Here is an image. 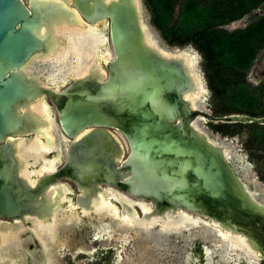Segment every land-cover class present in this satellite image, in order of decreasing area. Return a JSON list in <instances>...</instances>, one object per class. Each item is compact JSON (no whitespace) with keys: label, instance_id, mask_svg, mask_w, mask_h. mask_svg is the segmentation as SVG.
<instances>
[{"label":"water","instance_id":"water-1","mask_svg":"<svg viewBox=\"0 0 264 264\" xmlns=\"http://www.w3.org/2000/svg\"><path fill=\"white\" fill-rule=\"evenodd\" d=\"M56 1L0 0V217L22 224L26 216L45 220L57 207L48 205L46 188L67 179L78 188L77 204L87 213L96 212L90 203L100 193L130 216L138 206L143 214L135 217L138 223L184 212L241 237L264 257V205L239 178L223 146L195 125L204 119L263 126L264 116H213L193 106L186 99L191 70L202 83L201 78L181 58L160 53L142 20L140 0H58L79 14L83 31L97 26L100 34L106 25L111 50L97 48L87 72L67 74L62 89L65 81L42 80L30 65L50 59L51 44L38 39L36 30L45 27L44 11L55 9ZM105 42L103 37L100 44ZM84 90L98 103L84 101L87 95L79 94ZM46 97L56 111L65 156L59 168L32 182L12 141L47 142L38 133L43 122L28 110ZM105 157L108 165L102 163Z\"/></svg>","mask_w":264,"mask_h":264},{"label":"rangeland","instance_id":"rangeland-1","mask_svg":"<svg viewBox=\"0 0 264 264\" xmlns=\"http://www.w3.org/2000/svg\"><path fill=\"white\" fill-rule=\"evenodd\" d=\"M140 9L142 20L149 27L160 48L171 53L184 52L195 56L193 69L201 78L202 87L206 89V95H201L199 100L196 101V105L202 111L212 115L210 92L208 90L207 81L202 69V58L200 53L191 46L178 47L168 45L163 40L160 33L153 27L150 12L146 7L144 0H140ZM62 12L63 11L60 8L49 10L45 9V20L49 22L51 18L54 19L56 17V19H58V17H61ZM256 12H259V9ZM246 17L224 26V29L232 31L237 28H242L247 22L245 20ZM100 34H102V37L106 39V42L105 44H99L98 49L100 52L106 50L110 51L111 48L108 40V30L106 25L101 26ZM36 35L38 39L46 37L45 43L47 42L51 45L55 43L58 45L61 43V39H59L60 37H57L58 35L52 36L51 28L45 29L44 36H41V30H36ZM30 69L34 75H38L42 80H47L50 77H53V74L59 71V68L55 67V65H51V62L49 61H34L30 65ZM61 70L65 69L63 68ZM67 77L68 75L66 74L64 78L65 83L60 84L61 87H59V89H62L63 86L68 84L69 79H67ZM247 78L250 83L254 84V79L250 75V72L248 73ZM79 94L87 95V92L84 90L83 92H79ZM85 100H91L93 104L98 103L97 96L87 95L84 97V101ZM261 103L262 107H264V100ZM45 104L47 108L46 117L50 121L51 130L57 137L56 149H50V152L44 154L40 160L37 161L28 157L26 154L23 155L21 151H18V154L22 155L21 159H23L24 174L30 177L29 179L32 182L35 181V178L41 174L39 171L43 168L44 162H50V169H56L59 167L60 162L63 161L65 156L62 149V141H64V139L57 125L56 111L47 99H45ZM197 123L199 125V129L204 131L210 139L216 140L226 146L231 153L232 159L230 162L236 169L239 178L242 179L243 183L250 192L256 193L255 198L257 201L264 205V181L260 180V175L256 170L258 167L264 170V146L253 145L251 148L252 152L250 150H246L245 141L250 134V130L248 128L243 129L242 137L238 135L227 136L212 130L209 127L208 122L204 119H198ZM250 153H252L253 156H250ZM126 154L127 149H125V155ZM259 155H261V157L258 159L257 156ZM60 158L62 161H58ZM105 158L106 161L103 160V158L102 163L108 165V157ZM60 183H62L65 188L71 189V184L67 181L62 180ZM71 193L74 194L75 192ZM71 197L72 196H69L68 203L62 205V208L58 211L60 216L56 215L59 218L56 220L58 228L56 229L55 236L56 244L59 249L58 254H56L57 256L54 255V251L51 254L55 264H81L82 261L87 264H94L95 262L93 259H97L99 255L97 249L108 247L112 244L113 246L116 245V248L122 251H118V254H120V262L122 263L124 261L123 264H192L191 259L186 256L190 255V248L194 244H200L198 238L194 237L197 230H192L191 234H188L187 232H183L178 236L171 234L168 238H166L167 240L164 244H155V242L147 240L144 236H141L135 228H118L117 224L120 221L121 215L119 217H115V219L108 215H102L97 218V213V215H95V213H83L81 215L75 210H70L72 208ZM109 202L115 206L119 212L120 206L113 201L109 200ZM135 207L137 215H139L141 211L138 206ZM81 217H83V219ZM194 218L199 220L201 224H208L207 226H211L205 219L198 216H195ZM102 225L108 226L106 231L101 228ZM14 228L15 226L13 225H9L4 222L0 223V231L10 232L8 230H13ZM204 244L212 248L211 245L216 243L213 241L212 244ZM57 246H55V248ZM214 252L215 254L219 253L215 250ZM82 253L85 255L84 259H82ZM124 253L126 254V257L122 256ZM218 257L220 258V256ZM218 261L216 259V262ZM29 262L30 260L23 251L15 250L12 246L0 250V264H27Z\"/></svg>","mask_w":264,"mask_h":264},{"label":"trees","instance_id":"trees-1","mask_svg":"<svg viewBox=\"0 0 264 264\" xmlns=\"http://www.w3.org/2000/svg\"><path fill=\"white\" fill-rule=\"evenodd\" d=\"M144 1L153 27L168 45L191 46L200 53L213 116H264L261 103L264 86L252 87L246 80L247 71L264 48V15L243 29L231 32L224 29V26L264 7V0ZM208 125L227 136H241L243 129L248 128L246 150L251 151L253 145L264 146V126L210 122ZM256 170L260 180L264 181V170L259 167Z\"/></svg>","mask_w":264,"mask_h":264},{"label":"bare ground","instance_id":"bare-ground-1","mask_svg":"<svg viewBox=\"0 0 264 264\" xmlns=\"http://www.w3.org/2000/svg\"><path fill=\"white\" fill-rule=\"evenodd\" d=\"M103 1L107 3L110 0ZM56 2L57 5L55 6V8H60L63 11L62 15L61 17H58V19L51 18L50 20L53 21H46L47 23L45 27L41 29V36H44L45 29L51 28L52 36L58 35L57 37H60L59 39H61L63 43H59L58 45H56L57 43L52 44L50 47L51 53L48 57L50 59H45L43 61H49L51 62V65H55V67L59 68V71L53 74V77L49 78L51 81H65L64 78L66 74H73L76 77H80L87 72L89 68V66L87 65L92 60V58H94V52H96L99 44L103 41V37L96 32L98 30L97 26H91L87 24L88 28L83 31L80 24H84L85 22L82 21L79 14L75 10L72 11L71 9H67L65 3L58 0ZM146 41L150 45H155L152 43H155V41H153L149 37H146ZM159 50L160 53L165 56H175L177 58H181L184 62V65L186 64L187 66H189L190 70L191 68L193 69L195 56L184 52L174 53V55H172L171 53H168L164 50ZM63 68L65 70H61ZM190 73L191 88L186 95V99L193 106L197 107L196 101L199 100L201 95L205 92V89L202 87V83L200 82L199 78L196 77V74L192 70ZM28 110L31 115L39 118L40 122H43V126L40 128V131L38 133L39 135H44L47 142L41 143V141L37 139L29 143L21 144H17L15 140H13L12 142L15 150L17 147H20V151L23 155L26 154L28 157L37 161L40 160V158L45 153L50 152V149H53L55 147L56 142L51 131L49 121L46 117L47 108L43 99L39 100L36 104L31 105ZM195 125L199 128L197 122L195 123ZM214 143L223 146L226 158L231 161V153L226 148V146L216 140H214ZM49 171L50 164L49 166H43V168L39 172L47 173ZM50 192H52V196L49 197V200L53 202V200H57V197L60 198L64 196L67 191L65 188H63V186H54L50 188V190L46 189V193ZM252 194L254 196L256 195V193L254 192H252ZM115 198L118 199L117 197ZM92 200L93 201H91L90 207L95 209L97 214L99 213V217L102 215H108L113 219H115V217H119L117 208L113 206L109 202V200L103 198L101 193L98 197ZM123 209L124 212L122 213L117 227L122 229L135 228L141 236H144L146 239L155 242V244H164L167 240L166 238H168L171 234L178 236L183 232L191 234L192 230H197V233L194 234L195 238H198L205 243L212 244L213 241L216 243L211 245L212 249H210L209 254H212L215 250L219 252L218 254L223 260L232 256L236 259L243 257L244 260L248 263H252L256 259L257 254L253 253L247 247V245L243 243L241 237L233 236L229 232H222L220 229L214 228L213 226H207L208 224H201L199 220L191 217L184 212L167 215L163 221L159 218H151L150 220H143L141 223H135L133 222V220L135 219V217L137 218L136 211L132 210V212H134L135 214V217H131L129 213L127 214L126 212L127 208ZM144 209L145 208H143V210ZM82 211L83 213H87V211L84 209ZM35 224H37L36 221ZM38 226L39 225H34L35 228ZM45 228L46 226H42V231L46 230ZM101 228L106 231L108 226L102 225ZM13 237L14 233L12 231L2 233L3 245L12 244ZM40 238L42 239V241H46L44 234L41 235Z\"/></svg>","mask_w":264,"mask_h":264},{"label":"flooded vegetation","instance_id":"flooded-vegetation-1","mask_svg":"<svg viewBox=\"0 0 264 264\" xmlns=\"http://www.w3.org/2000/svg\"><path fill=\"white\" fill-rule=\"evenodd\" d=\"M258 9H259V12H256ZM258 9L254 10L251 14L246 15L247 17L244 16L243 18L246 17L245 20L247 22L243 25L242 28H237V29H243L250 22H252L255 18L263 16L264 15V7H261ZM243 18H241V19H243ZM237 21H239V20H237ZM232 23H234V22H232ZM237 29H234L232 31H235ZM249 72H250V75L254 79V81H253L254 84H252L248 81L247 75ZM246 80H247V82H249L252 85V87L264 86V48L262 49V51H260L258 56L255 58L253 64L251 65V67L247 71ZM46 99L48 100L47 97H46ZM249 125H251V124H249ZM242 136H243V133L241 134V137ZM62 180H65L68 183H70L71 189L65 188L64 185L62 183H60ZM62 180H60V182L51 183L46 188V189L50 190V188H52L54 186H63V188H65L67 192L64 196H62L60 198L57 197L56 201L53 200V202H55V204L57 203V207L55 210H53V211L51 210V213L48 214L47 217H45V220H41V222H40V221H36V219L34 217L26 216L27 219L25 221V224H22L20 222L15 221V220H6V219H3L0 217L1 223L4 222V223H7L9 225L15 226V228L13 230H8V231H12L14 233L12 245H9V244L3 245V242H0V250H2L4 248L6 249L7 247L12 246V248H15V250L23 251L26 254V256L28 257V259L30 260V262L27 264H55L54 259L52 258L51 254L53 251L55 253L54 255L58 254V249H59L57 244H56V236H55L56 229L58 228L56 220H58V218H59L57 216H60L58 211L62 208V205H64L65 203H68L69 196H72L71 197L72 198V203H71L72 208L70 210H75L77 213H79L81 215L83 214L81 208L77 204L76 195L79 193V191H78V188L76 187L75 183L70 181V180H67V179H62ZM102 188H104V186ZM105 190H107V188H105ZM71 192H75V193L73 194ZM47 195H48L47 203H48V205L51 206L53 204V202L51 200H49V197L52 196V192L47 193ZM103 198H105L106 200L109 199L110 201H113L116 203V201H114L112 198H109L107 196H103ZM143 203L148 204L147 201H145ZM117 204L120 206L119 216L120 215L122 216L121 205L119 203H117ZM134 210L136 211V207H134ZM90 213H93V214L95 213V215H97L96 212H90ZM142 215L143 214L141 211L140 214L136 215V216H137V218L141 219ZM83 217H81V218L83 219ZM97 218H99L98 215H97ZM35 221L37 222V224H35ZM133 222L136 223L135 220H133ZM34 225L35 226L39 225V226L35 228ZM42 226H46V228H45L46 230L42 231ZM4 232L5 231H0L1 237H2V233H4ZM43 234H44V237L46 240L45 242L42 241V239L40 238L41 235H43ZM198 240L200 241V244H197V243L194 244L190 248V255L186 256L189 259H191L192 264H264V257L259 256V255L256 256V259L252 263L246 262L243 257L236 259L232 256V257H229V258H226L225 260H223L221 257L219 258L218 256H220V255L215 254V252H213L212 254H209V251L212 248L205 245L204 244L205 242L201 241L200 239H198ZM55 246H57L56 247L57 249L55 248ZM97 250H98L97 252L99 253V255H98L97 259L96 258L93 259L95 262L94 264H123V262H124V261L122 263L120 262V258H119L120 254H118V251H121V250L117 249L116 245L113 246V244H112L111 246L102 247L101 249L98 248ZM81 255H82V259H84L85 255L83 253ZM122 256L126 257V254L124 253ZM216 259H217V261L218 260L219 261L216 262ZM64 262H65V260H64ZM81 264H87V263L82 261Z\"/></svg>","mask_w":264,"mask_h":264}]
</instances>
